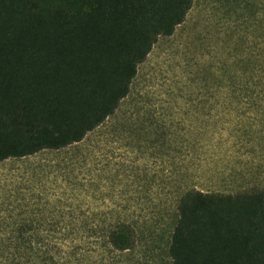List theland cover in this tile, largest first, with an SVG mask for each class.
<instances>
[{
	"label": "rangeland",
	"instance_id": "1",
	"mask_svg": "<svg viewBox=\"0 0 264 264\" xmlns=\"http://www.w3.org/2000/svg\"><path fill=\"white\" fill-rule=\"evenodd\" d=\"M191 188H264V0H193L82 142L0 162V238L31 225L39 260L172 264L176 198ZM120 219L135 229L128 250L88 229Z\"/></svg>",
	"mask_w": 264,
	"mask_h": 264
},
{
	"label": "trees",
	"instance_id": "2",
	"mask_svg": "<svg viewBox=\"0 0 264 264\" xmlns=\"http://www.w3.org/2000/svg\"><path fill=\"white\" fill-rule=\"evenodd\" d=\"M192 2L79 0L72 10L0 0V162L82 142L114 115L139 64ZM30 226L18 228L19 238H0V264H57L32 256ZM88 227L114 250L135 242L124 219ZM168 257L172 264H264V188L180 193Z\"/></svg>",
	"mask_w": 264,
	"mask_h": 264
}]
</instances>
